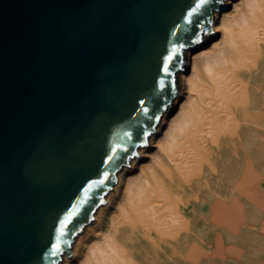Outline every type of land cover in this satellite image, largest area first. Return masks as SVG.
<instances>
[{
  "label": "water",
  "instance_id": "obj_1",
  "mask_svg": "<svg viewBox=\"0 0 264 264\" xmlns=\"http://www.w3.org/2000/svg\"><path fill=\"white\" fill-rule=\"evenodd\" d=\"M226 2L0 0V264L73 255Z\"/></svg>",
  "mask_w": 264,
  "mask_h": 264
},
{
  "label": "bare ground",
  "instance_id": "obj_2",
  "mask_svg": "<svg viewBox=\"0 0 264 264\" xmlns=\"http://www.w3.org/2000/svg\"><path fill=\"white\" fill-rule=\"evenodd\" d=\"M139 155L62 264H251L264 238V0L214 13Z\"/></svg>",
  "mask_w": 264,
  "mask_h": 264
},
{
  "label": "rangeland",
  "instance_id": "obj_3",
  "mask_svg": "<svg viewBox=\"0 0 264 264\" xmlns=\"http://www.w3.org/2000/svg\"><path fill=\"white\" fill-rule=\"evenodd\" d=\"M262 164L263 165L260 164V179H262V181H264V163H262ZM262 190L264 191V189H262ZM261 208H262V205L260 204V210L264 214V210H262ZM261 220L262 221H260V229L262 231V228L264 227L263 218ZM252 253H253V251H252ZM247 261L250 262L251 264L255 261H256L255 263H257V264H264V238L261 236V233H260V251H259V254L258 255H255V254L249 255L247 257Z\"/></svg>",
  "mask_w": 264,
  "mask_h": 264
},
{
  "label": "snow or ice",
  "instance_id": "obj_4",
  "mask_svg": "<svg viewBox=\"0 0 264 264\" xmlns=\"http://www.w3.org/2000/svg\"><path fill=\"white\" fill-rule=\"evenodd\" d=\"M59 251V244H57L56 246H54L53 248V255H55V253Z\"/></svg>",
  "mask_w": 264,
  "mask_h": 264
}]
</instances>
